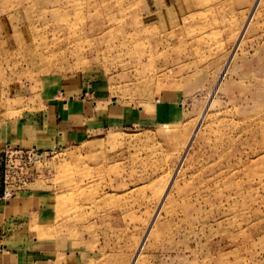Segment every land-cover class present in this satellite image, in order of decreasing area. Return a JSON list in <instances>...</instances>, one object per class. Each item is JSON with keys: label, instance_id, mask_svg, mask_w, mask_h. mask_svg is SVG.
<instances>
[{"label": "rangeland", "instance_id": "rangeland-1", "mask_svg": "<svg viewBox=\"0 0 264 264\" xmlns=\"http://www.w3.org/2000/svg\"><path fill=\"white\" fill-rule=\"evenodd\" d=\"M68 80L95 121L43 151L18 196L41 194L40 220L7 245L28 233L46 264H264V0H0V124L38 119ZM165 92L172 115L128 121ZM113 105L119 125L96 120Z\"/></svg>", "mask_w": 264, "mask_h": 264}, {"label": "crops", "instance_id": "crops-1", "mask_svg": "<svg viewBox=\"0 0 264 264\" xmlns=\"http://www.w3.org/2000/svg\"><path fill=\"white\" fill-rule=\"evenodd\" d=\"M80 85L74 80H68L64 88L60 90L59 96L57 93L52 96V100L59 98L55 101V104L50 106L48 109L43 111L38 119H22V120H6L0 124V150L6 145L19 146L23 149L35 148L41 151H50L53 149H59L62 145H74L75 143L81 142L86 132L84 123L93 122L95 119H91V112L93 109H98L97 103H93L92 106L88 99H79L81 95ZM80 93V94H79ZM79 94V95H78ZM88 95V92L85 96ZM165 102H161L155 105V110L148 115L143 113L134 112L130 109L125 108L123 111L126 116L131 118L128 121H132L139 125L158 123L165 120L163 116L173 114V98L168 92L163 94ZM179 99V98H177ZM113 106L105 107L107 111H102L101 122L107 126H116L120 124V120L113 117V113L117 112ZM117 108V107H116ZM108 112V113H106ZM134 112V114H133ZM115 116V115H114ZM168 120V119H167ZM153 123V124H154ZM105 125V126H106ZM88 130V129H87ZM95 131V130H94ZM73 143V144H72ZM27 190L25 188L17 191L15 195L8 200L0 199V264H46L45 251L40 248V241L38 245H31L28 237V233H24V240L22 243L14 244L8 243V239L14 233H17L22 226L24 231V225L28 223L30 225L31 219L39 218V208L41 207L42 197L39 193L38 196L31 197L27 201L26 206L24 204L19 205V198L23 196ZM20 193H22L20 195ZM18 194V195H17ZM19 196V198H18ZM18 198V199H16ZM23 199V203H24ZM18 210L23 211V222L17 225L18 219L14 217V212ZM39 211V212H38ZM37 220V221H39ZM15 237L12 236V238ZM45 237V236H44ZM40 246V247H39ZM70 251H67V257H71ZM53 255V254H52ZM74 255H77L74 253ZM57 257V255L53 256ZM75 258L73 257L72 264Z\"/></svg>", "mask_w": 264, "mask_h": 264}, {"label": "built area", "instance_id": "built-area-1", "mask_svg": "<svg viewBox=\"0 0 264 264\" xmlns=\"http://www.w3.org/2000/svg\"><path fill=\"white\" fill-rule=\"evenodd\" d=\"M46 153L13 145H6L0 150L1 200L12 198L17 191L25 188L24 184L40 175L37 164H41Z\"/></svg>", "mask_w": 264, "mask_h": 264}]
</instances>
